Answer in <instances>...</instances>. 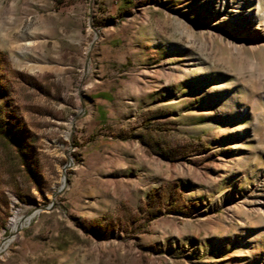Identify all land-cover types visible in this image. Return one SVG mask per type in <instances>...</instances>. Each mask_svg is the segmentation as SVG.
<instances>
[{
    "label": "rangeland",
    "instance_id": "1",
    "mask_svg": "<svg viewBox=\"0 0 264 264\" xmlns=\"http://www.w3.org/2000/svg\"><path fill=\"white\" fill-rule=\"evenodd\" d=\"M118 2L0 0V264H264V0Z\"/></svg>",
    "mask_w": 264,
    "mask_h": 264
},
{
    "label": "trees",
    "instance_id": "2",
    "mask_svg": "<svg viewBox=\"0 0 264 264\" xmlns=\"http://www.w3.org/2000/svg\"><path fill=\"white\" fill-rule=\"evenodd\" d=\"M119 2V7H121L122 5L128 4L130 3L132 0H118ZM7 63V57L6 55H4L1 51H0V68L2 64H6ZM0 134L2 137L7 138L9 140H11L12 142H17L15 139H13L12 137H10L6 131H4V129H0Z\"/></svg>",
    "mask_w": 264,
    "mask_h": 264
},
{
    "label": "bare ground",
    "instance_id": "3",
    "mask_svg": "<svg viewBox=\"0 0 264 264\" xmlns=\"http://www.w3.org/2000/svg\"><path fill=\"white\" fill-rule=\"evenodd\" d=\"M9 225L13 228L16 229L19 225V218L18 216L14 215L12 216V218L10 219Z\"/></svg>",
    "mask_w": 264,
    "mask_h": 264
},
{
    "label": "crops",
    "instance_id": "4",
    "mask_svg": "<svg viewBox=\"0 0 264 264\" xmlns=\"http://www.w3.org/2000/svg\"><path fill=\"white\" fill-rule=\"evenodd\" d=\"M101 110V113L103 114L105 112V109L103 107H98Z\"/></svg>",
    "mask_w": 264,
    "mask_h": 264
}]
</instances>
